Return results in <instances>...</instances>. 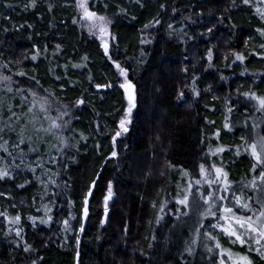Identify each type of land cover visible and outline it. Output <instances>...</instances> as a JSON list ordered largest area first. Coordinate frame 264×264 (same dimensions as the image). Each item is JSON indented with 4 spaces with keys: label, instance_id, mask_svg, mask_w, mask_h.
Listing matches in <instances>:
<instances>
[{
    "label": "trees",
    "instance_id": "1",
    "mask_svg": "<svg viewBox=\"0 0 264 264\" xmlns=\"http://www.w3.org/2000/svg\"><path fill=\"white\" fill-rule=\"evenodd\" d=\"M106 2L107 9L105 0H96L90 6L112 18L111 60L105 55L101 40L82 26L75 0H36L35 7L30 6L31 0H0V65H7L0 67V72L18 82L12 85V93L0 84V111L6 118L7 107L19 104L21 95L31 99L27 91L30 88L40 95L47 94L44 90L54 93L61 104L68 106L69 116L64 119L70 124L63 135L74 145L64 153L51 150L53 156L59 157L58 164H49V157L44 156L45 170L59 171V176H52L55 185L49 183L45 188L36 179L41 170L38 168L33 175L24 164L15 179L0 180V212L22 217L20 225H10L0 216V264H31L33 260L37 264H77V238L79 264H215V253H208L203 247L208 219L203 221L193 254L185 250L200 220L194 223L184 215L186 210L180 212L172 180L182 169L189 171L193 182L199 179V164L209 168L214 162L213 156L205 155L209 146L214 149L222 145L233 149V156L221 154L214 159L227 169L236 194L243 189L252 201L256 196V191L253 194L244 189L258 176L259 169L256 173L250 170L253 160L244 153L241 136L264 134V125L251 128L254 121L261 123L264 113L244 112L245 100L239 94H264V59L255 55L264 52L259 47L264 38L256 32L257 28H264V21L241 0H236V6L231 0ZM120 8L126 13L115 15ZM157 19L159 25L144 27ZM169 24L173 29L168 28ZM213 26V32L208 33L207 29ZM208 49L213 52L210 62ZM233 53L244 54L245 61L233 63ZM33 55L36 60L31 59ZM85 56L87 60L83 59ZM113 60L127 69L136 91L129 131L122 133L115 144L112 137L124 116L127 100L119 87L123 77L118 78ZM73 64L86 66L74 68ZM20 71L26 75H15ZM33 76L36 80L30 79ZM193 80L201 92L199 97L190 91ZM109 82L113 87H94ZM18 88L25 92H17ZM180 91L185 93L183 101L177 100ZM80 98L85 103L77 106L75 102ZM229 107L233 108L232 113L228 112ZM14 110L20 112L19 108ZM56 114L52 111L53 116ZM229 116L228 122L235 125L231 131L224 128ZM43 123L48 127L47 121ZM216 130L221 133L219 140L213 136ZM26 134L33 135L41 154L49 150L38 143L43 133H33L29 126ZM81 134L86 139H81ZM229 138L233 140L231 145ZM16 139L12 134L8 146L14 155H18L12 147ZM48 139L52 144L58 143L52 137ZM235 146H241L240 156L234 154ZM112 151L117 152L116 157L111 156ZM0 157L11 161L2 151ZM36 158L37 154L31 153L27 161ZM25 180L31 183L19 188ZM92 181L96 183L85 219L81 213L83 198ZM109 182L113 196L102 224ZM44 205L52 208L50 225L39 223L40 218L46 219ZM30 216L37 217L35 225L28 219ZM158 217H162L159 222ZM65 219L71 231H63ZM81 224L83 232L79 231ZM179 224L183 227L177 230ZM16 227L22 228L19 237ZM224 240L222 237V244ZM26 244L31 251H23ZM251 256L254 264H262L255 252Z\"/></svg>",
    "mask_w": 264,
    "mask_h": 264
},
{
    "label": "snow or ice",
    "instance_id": "2",
    "mask_svg": "<svg viewBox=\"0 0 264 264\" xmlns=\"http://www.w3.org/2000/svg\"><path fill=\"white\" fill-rule=\"evenodd\" d=\"M233 6H236V0H231ZM96 0H75L76 8L80 15V22L82 26L87 28V31L90 35L98 36L101 40V46L103 47L104 53L108 56V59H112L109 55V38L114 39L112 36L109 26L112 24V18L107 15H101L97 11L93 10L90 6L91 4H95ZM241 3L247 5L254 9V14L259 17L261 21H264V0H241ZM11 7V5H8ZM31 7L36 6V0H31ZM108 3L105 0L104 8H108ZM25 7H28L26 5ZM117 7H119L117 5ZM163 7V5H161ZM51 10V6L49 7ZM126 9L120 8L118 13L115 15H119L122 13H126ZM187 19V18H186ZM222 19V18H221ZM86 22V23H85ZM73 23H77L76 19H73ZM160 20L157 19L152 22L151 25H145V28L150 26L159 25ZM169 29H173V25H168ZM213 27H209L207 29L208 33L213 32ZM181 31H183L181 29ZM256 32L260 37L264 38V28H257ZM186 35V33H185ZM251 39V38H250ZM149 41L141 40V43H146ZM247 44V42H246ZM59 45L57 48L59 49ZM261 49H264V43L259 45ZM39 51V50H37ZM234 60L233 63L239 61L243 63L246 59L245 55L242 53H233ZM255 55L260 56L261 59H264V52L255 53ZM213 57L212 49L207 50V59L210 62ZM32 60H36L37 56L33 55L31 57ZM84 60H87V57H83ZM227 59V57H225ZM113 65L117 69L118 78L123 77L124 82L119 84V87L124 90L125 98L127 100V108L125 109V113L123 118L119 120L118 130L115 132V135L112 137L113 144H115L116 139L122 135V133H127L129 131L128 125L131 124V113L132 110L136 107V91L135 85L128 79V71L126 68L122 67L116 61H112ZM86 65L82 64H73L74 68H81ZM0 67L6 68L7 65H0ZM67 68V66H65ZM185 72L188 71L187 68L184 69ZM15 75L25 76L26 73L20 71L15 73ZM244 75V73H241ZM32 80H36V78L30 77ZM60 79V77H57ZM89 81L92 82V77L89 76ZM14 83H18L13 81V77L11 75H5L0 72V84H3L5 90L8 93L13 92L12 85ZM39 84V81H36ZM42 87V86H41ZM94 87L96 89H107L113 87L112 83L106 84H95ZM211 86H209L210 88ZM30 93L31 99H29V95H21V102L16 105H9L7 107V117L5 118L2 111H0V151L7 153L8 157H11V161H6L4 157H0V180L6 179H15L16 173L21 169V165L24 164L25 168L30 171L33 175L36 174L37 169L41 170V175L37 176L36 179L47 187V184H56V180L52 179V176H59V171L53 172L52 168H47L45 170L44 156H48L49 164H58L59 157L52 155V149L57 153H64L66 149L71 146L69 143V137L63 135L64 131L68 130V125L70 124V120H65L64 117L69 116L68 106L63 105L59 102L58 99L55 98L54 93H49L47 90H44L47 94L40 95V93L34 89L27 90ZM190 91L193 95L199 97L201 92L197 90L195 86V80L192 82V86L190 87ZM17 92L24 93V88H18ZM245 100V106L243 108L244 112L249 110H254L257 112L264 113V94H258L254 91L243 92L239 94ZM185 98V93L180 91L177 95L178 101H183ZM3 101H0L2 104ZM76 105H83L85 100L83 98L78 99ZM230 103V102H229ZM54 104L56 105L54 107ZM249 105L251 106L249 108ZM14 108H19L20 112L14 110ZM52 111H55L57 114L55 116L52 115ZM228 112L232 113L233 108L229 107ZM231 117H226V122L224 123V128L231 131L234 128L233 123H229ZM44 121L48 122V127H44ZM209 123H215L214 121H210ZM244 125L247 126V120L243 121ZM261 124H264V120H261L260 124H257L255 121L252 123L251 128L254 130L256 128H260ZM29 126H31L33 133H43V136L39 137L38 143L39 145H43L45 148H49L48 151H45L41 154V148L37 146V142L34 140L32 134L28 133ZM99 128V125H97ZM15 134L17 137L15 143L12 144V147L17 150L18 155H14L12 151L9 150V144L11 142V135ZM8 136L5 139V136ZM220 131L216 130L213 133V136L219 140L220 139ZM48 137L54 138L58 141L57 144H52L51 140ZM81 139H86L83 134H81ZM241 140L243 141V151L246 155L251 157L253 160V164L251 167V171L256 173L259 169L258 176H254L251 181H249L248 185H244V188L251 187L252 189H257V180L261 185H264V134L259 132L255 134H249V136H241ZM99 147V145H97ZM25 148L27 149L25 151ZM225 151H233V149L225 148L222 145H217L214 149L209 146L208 152L205 155L217 156ZM31 153H36L37 158L34 161H27V157ZM234 154L236 156L241 155V146H235ZM112 157L117 156L116 151H112ZM19 160V163H17ZM175 167L174 165H170ZM198 174L203 179H196L194 182L190 178V173L186 169H182V176L188 177L187 186L182 190V192L177 193V199L175 203L178 205H183L184 207H188L189 198L194 195L193 187H197L196 195H198L199 200L203 201L205 205L204 211L200 213L201 220L198 222L199 227H197L193 233V238L190 242H186V251L189 255L193 254L194 248L197 245L198 241H200L201 231L200 229L204 227L203 220L212 217L215 222L209 224V228L211 230L204 231L203 236L205 240L203 242V247L206 249L208 253H215V264H254V259L251 256L252 252H255L259 257V260L264 264V196L258 197L255 200V203L252 201V197H246L243 189L239 190L240 194L237 195L235 191H232V185L229 181V173L225 171V169L221 166L218 167L215 164H211L209 168H206L203 163L198 166ZM51 173V175H49ZM47 177V180L43 179V177ZM31 183V181L25 180L24 183L19 184V188H24L27 184ZM95 181H92L89 185L88 191L85 193L83 198V207L81 209L82 217L87 218L89 215V198L92 196V188L95 186ZM204 185H207L208 189H213L215 185V189L211 191L205 192L203 190ZM179 187V185H178ZM264 191V189H261ZM231 192L232 199L228 200V196L220 194V193H229ZM3 195V193H0ZM112 184L109 182L107 195L104 197L103 207H104V216L105 220L108 216V201L112 198ZM227 201V202H226ZM15 207V205H13ZM155 207V205H153ZM40 211V209H37ZM163 211V207L161 208ZM45 218H40L39 223L41 224H49L52 222L53 217L49 215L52 212V208L44 205ZM184 215H188L187 212ZM0 216H3L10 225H20L22 217L20 214H16L13 217H9L6 212H0ZM75 219V216L71 217ZM178 218V217H177ZM29 220L32 221L33 225L36 224L37 217L30 216ZM162 219V217L157 218V222ZM105 221H101L103 224ZM63 231L68 232L71 231V225L67 219L62 221ZM12 231V229H9ZM21 227L15 228L16 236H21ZM80 232L84 231V227L81 224ZM127 232V227H125V233ZM226 239L229 247H225L221 243V238ZM152 240H156V236H152ZM211 243V246L209 244ZM79 246L80 240L76 239V259L77 264H79ZM231 246H238L239 251H234ZM149 247H152V244H149ZM30 245H25L23 248L24 252L31 251ZM42 259V258H41ZM31 264H37L36 260H33Z\"/></svg>",
    "mask_w": 264,
    "mask_h": 264
},
{
    "label": "rangeland",
    "instance_id": "3",
    "mask_svg": "<svg viewBox=\"0 0 264 264\" xmlns=\"http://www.w3.org/2000/svg\"><path fill=\"white\" fill-rule=\"evenodd\" d=\"M97 38H99L98 36H97ZM100 40V39H99ZM123 83V82H122ZM122 89V88H121ZM123 90V89H122ZM123 92H124V90H123ZM263 114V113H262ZM261 120H264V117H262L261 118ZM264 124H261V126H263ZM221 127H222V124H221ZM229 142H230V145L233 143V140L231 139V138H229ZM225 148H228L227 146H224ZM222 154H227V156H233L232 154H231V152L230 151H225L224 153H222ZM221 155V154H220ZM212 156V155H211ZM214 157L215 156H213L212 158H213V160H214V162H212L211 164H215L216 166H218V167H221V164H220V162H219V160L216 158V159H214ZM225 169V168H224ZM225 171H227V169H225ZM228 172V171H227ZM188 177H183L182 176V173H179L178 175H177V178L176 179H173L172 180V182L174 183V191H173V195H174V197H176V198H178L177 197V193L178 192H182V190L187 186V182H188ZM199 179H203L202 177H200ZM252 180V179H251ZM229 181H230V183H231V185H232V181L230 180V177H229ZM178 185H179V187H178ZM257 189L256 190H254V189H252L251 187H247V188H244L245 190H247V191H251L253 194L255 193V191L257 192L256 193V196H254V198H253V201L254 200H256L258 197H261V196H264V191H261V189H264V185H261L260 184V182L257 180ZM113 187V186H112ZM215 185L213 186V189H208V187H207V185H204V188H203V190L205 191V192H207V191H211V190H214L215 189ZM112 191H113V188H112ZM232 191H236V187L235 186H233L232 185ZM196 192H197V187L196 186H194L193 187V193H194V195L192 196V197H190L189 198V205H188V207L186 208V207H184L183 205H181L180 206V209H182V210H180V212L182 213V212H184L185 210H186V212L188 213V217H189V219L190 220H192L194 223H196V222H198L199 220H201V216H200V213L202 212V211H204V208H205V205L203 204V201H201V200H199V198H198V195H196ZM220 194H223V195H226V196H228V200L229 201H231V199H232V196H231V192H229V193H220ZM2 196V195H1ZM227 202V201H226ZM254 203H255V201H254ZM185 208V209H184ZM210 220V223H214L215 222V220H214V218H212V217H208V218H206V219H204V220ZM203 220V221H204ZM209 223V224H210ZM209 224L208 225H206V227H204L205 228V231H208V230H211L210 228H209ZM183 226H182V224H179V226H177V230H180V228H182ZM224 242L225 243H223L224 244V246L225 247H229L230 245L228 244V242H226L225 240H224ZM232 248H233V250L234 251H239L240 249H239V247L237 246H231Z\"/></svg>",
    "mask_w": 264,
    "mask_h": 264
},
{
    "label": "water",
    "instance_id": "4",
    "mask_svg": "<svg viewBox=\"0 0 264 264\" xmlns=\"http://www.w3.org/2000/svg\"><path fill=\"white\" fill-rule=\"evenodd\" d=\"M108 213H109V211H108ZM103 221H105V222H106V220H105V216H104V218H103Z\"/></svg>",
    "mask_w": 264,
    "mask_h": 264
}]
</instances>
